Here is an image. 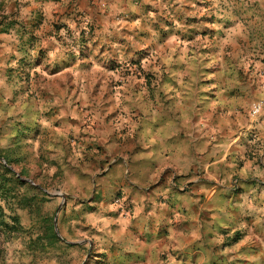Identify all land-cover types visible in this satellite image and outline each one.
Returning a JSON list of instances; mask_svg holds the SVG:
<instances>
[{"label": "rangeland", "instance_id": "obj_1", "mask_svg": "<svg viewBox=\"0 0 264 264\" xmlns=\"http://www.w3.org/2000/svg\"><path fill=\"white\" fill-rule=\"evenodd\" d=\"M96 1H89L93 15L75 6L74 26L59 23L56 27L57 34L62 33L58 42L71 51L69 61L84 55L99 30L93 17L106 12ZM244 1L243 15L255 14L250 0ZM132 2L136 10L125 9L131 19L144 22V17L164 14L167 18L151 28L156 31L154 39L135 27V35L127 40L118 25L121 44L125 42L129 49L122 48L109 62L99 63V94L104 95L99 103L92 99L94 87H89L86 110L102 113L104 123L98 129L86 126L92 117L79 116L81 102L75 94L70 97L76 86H65L69 74L58 76L61 69L56 67L64 61L61 55L55 59V54H48L53 43L46 37L45 43L40 39V49L29 52L28 61L24 56L18 67L0 74V155L9 160L13 176L23 181H9L7 200L2 202L6 212L20 220L15 231L0 230V264H122L127 255L118 246V228L138 223L159 225L162 233L165 228L174 229L177 240L183 238L180 233L191 234L199 226L201 237L210 239L211 247L201 246L212 252L209 264H264V107L260 114L252 113L253 105L264 101V34L257 42L263 51L256 52L252 48L260 46L249 44L255 41L256 23H243L248 53L241 54L246 57L235 73L241 88L233 86L242 90L237 110L246 131L241 166L247 162V176L243 182L237 175L221 177L215 186L222 192L215 195L213 189L202 190V182L195 181L198 173H205L203 167L181 172L174 168L171 152L161 159L159 141L164 131L160 127L168 111L180 110L188 122L200 115L205 126V112L224 111L227 102L216 97L214 77L223 58L233 62L235 55L213 53L215 47L205 38L217 15L199 20L194 7H189L186 20L177 23L180 8L175 3L158 14L153 0ZM2 3L0 31L8 32L18 24L23 35L29 33L25 43L32 50L35 36L30 31L42 24V9L32 23L19 18L17 11L2 12ZM226 7L230 21L226 24L233 26L237 13L232 4ZM228 120L233 124L232 118ZM196 136L190 129L179 138L164 139L161 145H177L182 149V164L197 165V160L210 155L205 150L206 134H199L198 142ZM153 145L158 156L146 159L153 154ZM2 162L7 163L5 158ZM227 187L232 191L222 190Z\"/></svg>", "mask_w": 264, "mask_h": 264}, {"label": "crops", "instance_id": "obj_2", "mask_svg": "<svg viewBox=\"0 0 264 264\" xmlns=\"http://www.w3.org/2000/svg\"><path fill=\"white\" fill-rule=\"evenodd\" d=\"M89 1L91 0H0V2H3L2 12L17 11L19 12V18H24L23 20L26 21L32 20V23H34L37 21V18H35L37 15L35 13H38L40 9H42V16L44 17L41 25L37 23L35 28H31V34L35 36V41H32V50L28 48L29 44L25 43V40H29L30 38L29 33L25 32L23 35V30L18 24L12 26L8 32L0 31V74H2V71L13 66L18 67L23 61L24 56H27L24 61H28L30 58L29 52L32 55L35 51L40 49L41 47L39 45L40 43L42 44L43 41L45 43L46 37L49 43H53L51 48H49L48 54H55V59L57 57L60 59L59 55H61V59L64 61V64L57 63L58 66L56 68L61 69L58 72V76L70 75V79L67 80L65 86L72 87L73 84L76 86L75 89H71L70 97L75 94V97L78 98L77 100L81 102L82 109L80 113H78L79 116L92 117L94 119L93 122L85 123L88 128H93V126L96 127L104 123V121L100 120L103 116L99 110L96 109L94 112L89 110V108L86 110L91 100L89 87H94L92 91V99H94V102L99 103V100L103 99L102 97L104 96L102 92L99 94V63L105 64L109 62V58H113L114 53L119 52L122 48L127 49V51L129 49V46L125 45V42L121 44L120 26L118 25H121V31H123L127 40L135 35V27L139 29L143 28L145 36L154 39L156 31H151V28L158 27L157 22L159 24L162 18H167V14L162 15V18L154 16L153 19H145L144 17L143 20L145 21L141 22L142 19H131L130 14H126V11L136 10V7H133L132 0H98L99 2L96 1L97 6L100 5L104 7L103 9L101 8V10L106 12V14L104 13L99 16L95 15L96 17H93L98 19L99 30L96 31V36L89 41V46L87 50L85 49L84 55L81 57L77 56L69 61L67 56L71 54V51L66 49L65 46H61L58 42L57 38L59 34L61 36L62 33L60 32L57 34L56 27L59 23L70 25V27L74 26L71 25L74 22V14L71 12L75 9V6H78L82 10L86 9L85 11L91 12V15H93V9L91 10L89 8ZM143 1L152 2V0ZM230 1L231 0H153V2L159 6L158 14H161L162 8L167 9L168 5L175 3L177 7L180 8V12L175 19L177 23L186 20L185 18L189 16L188 13H186L189 7H194L193 10L195 9L196 11L195 16L198 17L199 20L203 17L207 19L208 17L211 18L213 15H217V17H212L211 20L216 21V23H212L213 26L205 38L210 42V47H215L212 50L213 53L217 51L218 53L222 52L223 55L226 53V55H235L231 56L233 62L232 59L228 61L227 57H225V59L223 58L220 68H216L219 75L218 77H214L217 79L214 80L216 97H223L227 102L224 111L219 113L217 110L212 109L205 112L202 117L207 121V127L203 123H200V115H196L193 120L188 122L187 120H183L180 110L168 111L165 113V120L162 121L160 127L161 131H164V138H160L159 141V155L161 159H163L162 154H169L171 152L173 156L171 159L172 164L176 166L174 167L175 169L177 168L181 172H187L195 166L198 170L203 167V172L205 173L201 176L198 173L195 181L198 183L202 182V190L211 192L213 189V194L215 195L222 192L221 188L218 190L215 186L221 177L237 175L243 182V179L247 176V162L245 161L243 166H241V151L243 147L242 135L246 133V131L241 127V119L238 117L237 110L242 101L240 96L242 90L236 91L233 89V86L241 88L242 81L236 78L235 73L236 70L242 68L243 65L240 62L246 57V55L242 57L241 54L248 53L249 37L247 26L243 24L244 22L251 21L256 23L255 30L257 34L255 41L254 43L250 41L249 44L250 47H253L255 44L260 46L259 49H257L256 45L252 48L256 52L263 51V47L257 42H260L259 39H262L264 34V0H250L251 5H254L255 14L253 15H243V8L245 9L247 4L244 0H234L231 1V3ZM103 4H105V6H103ZM230 4L233 5V11L237 13L235 16L236 24L233 26L226 24L230 22L229 7H226ZM193 10L191 9V12ZM220 10L225 12L218 13ZM121 12H123V14L119 15ZM146 29H149V31L147 32ZM175 37L176 36H174V38ZM40 39H43V41L40 42ZM171 39L172 37L170 40ZM55 43L58 45H55ZM150 43L151 41L148 42V44ZM167 44L168 43L165 42L164 50H166ZM73 49L78 52L76 48ZM160 49L162 48L160 47ZM168 52L167 50V53ZM237 54L238 57H236ZM244 62L246 63V61ZM217 65L219 64L217 63ZM86 71H88L87 74H85ZM100 82L104 83L105 81ZM60 86L62 87V85ZM101 88H104V84L101 85ZM68 94L69 91H67V95ZM215 112H218L220 116L217 117ZM209 118H211V120H209ZM228 119H230L233 124H231ZM96 128L98 129L99 127ZM190 129L197 135V142L199 134H206L208 145L205 146V150L206 153L210 155L208 158L197 160V165L193 166L189 163L187 165L182 164V149L177 148V145L170 148H165L166 146L161 145L164 139L167 141L168 139H174V137L179 138L183 132L188 133ZM237 134H239V136ZM238 137L239 141L237 142L236 140ZM154 147L155 145L151 147V150L153 149V154L147 156L146 159L158 156V154H155ZM178 149H180V152H178ZM238 157H240V163ZM162 165L163 164L160 166L162 167ZM173 165H168L166 167L173 168ZM222 190L232 191V188L227 187ZM232 196L234 197V194H232ZM241 196L240 194V197ZM231 201L234 200L232 199ZM231 207L234 209L233 206ZM158 226L159 225H154V227H151V225L146 223L127 224L126 227L123 225L119 226L118 236L120 237L118 246L123 247L127 255L126 262H122V264H209V254L211 252L209 249V247H211L210 239L201 237L202 234L199 226L195 228V231L191 234L180 233V236H183V238L178 240L174 237V229L165 228L162 233V230ZM184 230L187 232L189 227H184ZM187 235L190 236L187 237ZM203 245L209 246L207 248L209 252L201 247ZM212 250L214 249L212 248Z\"/></svg>", "mask_w": 264, "mask_h": 264}, {"label": "trees", "instance_id": "obj_3", "mask_svg": "<svg viewBox=\"0 0 264 264\" xmlns=\"http://www.w3.org/2000/svg\"><path fill=\"white\" fill-rule=\"evenodd\" d=\"M2 158H5L7 163L2 162ZM7 173H12V176L9 177ZM14 172L10 168V162L6 156L0 155V230L5 232H13L19 225V217L16 214H8L2 204L3 201H6L7 197V188H9L8 182L18 181L23 183L20 176H13ZM15 175V174H14ZM25 183V182H24ZM9 219V220H8ZM54 236L58 238L57 234L54 233Z\"/></svg>", "mask_w": 264, "mask_h": 264}, {"label": "built area", "instance_id": "obj_4", "mask_svg": "<svg viewBox=\"0 0 264 264\" xmlns=\"http://www.w3.org/2000/svg\"><path fill=\"white\" fill-rule=\"evenodd\" d=\"M264 107V101H258L256 102L252 107V113L253 115H258L262 112V109Z\"/></svg>", "mask_w": 264, "mask_h": 264}]
</instances>
